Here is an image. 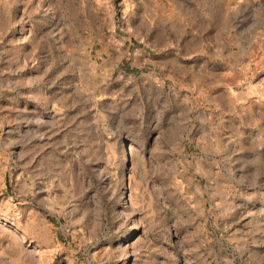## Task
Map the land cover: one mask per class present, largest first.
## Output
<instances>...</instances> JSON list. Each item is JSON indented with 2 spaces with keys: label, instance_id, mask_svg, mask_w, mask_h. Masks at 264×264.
Instances as JSON below:
<instances>
[{
  "label": "rangeland",
  "instance_id": "obj_1",
  "mask_svg": "<svg viewBox=\"0 0 264 264\" xmlns=\"http://www.w3.org/2000/svg\"><path fill=\"white\" fill-rule=\"evenodd\" d=\"M0 264H264V0H0Z\"/></svg>",
  "mask_w": 264,
  "mask_h": 264
}]
</instances>
